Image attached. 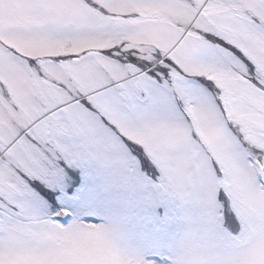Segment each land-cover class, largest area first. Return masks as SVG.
I'll list each match as a JSON object with an SVG mask.
<instances>
[{
    "label": "snow or ice",
    "instance_id": "obj_1",
    "mask_svg": "<svg viewBox=\"0 0 264 264\" xmlns=\"http://www.w3.org/2000/svg\"><path fill=\"white\" fill-rule=\"evenodd\" d=\"M0 264H264V0H0Z\"/></svg>",
    "mask_w": 264,
    "mask_h": 264
}]
</instances>
